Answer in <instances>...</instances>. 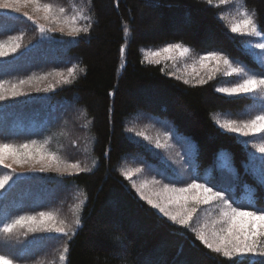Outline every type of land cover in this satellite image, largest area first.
I'll return each mask as SVG.
<instances>
[{"label": "trees", "instance_id": "trees-1", "mask_svg": "<svg viewBox=\"0 0 264 264\" xmlns=\"http://www.w3.org/2000/svg\"><path fill=\"white\" fill-rule=\"evenodd\" d=\"M41 3L63 7L66 14L78 7L90 17L87 21L77 19L78 24L90 23L91 27L88 33L77 37L56 31L41 35L24 11L0 9V42L10 36H22V43L27 46L23 54L0 58V80L8 82L5 87L33 75L65 74L71 65L75 69L69 84L0 102V143L19 146L36 141L37 146L44 148L51 138L47 144L60 145L65 162H79L88 171L68 177L32 170L21 178L15 174L16 183L10 181L11 187L6 185L0 190V227L18 215L47 210L37 203L35 191H48L64 178L78 190L81 226H72L76 234L64 237L68 251L64 252L63 264H258V258H227L208 250L190 229L174 225L139 199L121 175L119 165L127 154L145 152L127 134L126 119L130 115L138 112L166 119L176 133L194 144L192 161L198 171L209 170L211 181L219 184L214 180L215 165L225 155L229 169L219 172L237 177L236 185L231 187L235 203L245 202L242 195L251 190L254 207L263 208L264 189L252 174V147L246 143H254L259 136L239 138L224 132L214 117L228 114L236 119L250 99L218 94L215 88L223 84L219 79L203 85L185 84L162 71L161 64L145 62L140 48L182 43L195 55L220 50L230 59L260 68L244 47L253 37L230 33L227 22L219 16H227L229 7L246 8L250 14L256 13L258 24L264 27V0H236L226 5L219 0H213L212 5L207 0H84L82 6L76 0ZM183 18L191 20L187 28H182ZM55 79L48 77L49 82ZM46 84L42 82V86ZM77 108L87 120L85 128L83 119L75 115ZM60 128L64 132L60 141L54 142V134ZM84 133L89 141L88 155L75 147ZM11 172L0 165V176ZM57 195L61 198L65 190ZM20 233L0 232V254L14 262L27 254L18 255L14 249L15 243L27 237ZM116 249L120 251L117 253Z\"/></svg>", "mask_w": 264, "mask_h": 264}, {"label": "snow or ice", "instance_id": "snow-or-ice-1", "mask_svg": "<svg viewBox=\"0 0 264 264\" xmlns=\"http://www.w3.org/2000/svg\"><path fill=\"white\" fill-rule=\"evenodd\" d=\"M24 5H31L34 15L27 12L24 15L39 30L41 35L47 32L60 31L65 32L69 37H77L81 33H88L91 24L80 25L77 22V15L71 17L66 15V9L63 7L56 8L51 3H41V0H23ZM209 5L213 0H207ZM230 3V0H220L221 5ZM20 0H0V9H10L15 12L20 11ZM82 20H90L83 12L78 14ZM219 19L227 21V28L232 34L239 37H260L261 42L249 45L251 55H257L252 49L264 51V27L258 24L256 13L250 14L248 10L240 9L237 14L231 18L220 15ZM44 21V23H41ZM22 36H10L6 41L0 42V58L9 57L18 52L27 51V46L22 43ZM121 53L124 48L120 49ZM190 49L182 43H169L162 49L152 53L156 59H150V63L160 64L161 57L163 60L174 59L176 55L187 57ZM199 65L206 75V79L197 73L195 83L197 85L206 84L209 80L215 79L218 75L231 77L233 80L227 82V86L215 88L218 94H223L225 98H237L240 96H251L258 100L261 108L258 114L247 120L235 119H216L215 124L220 130L227 133L238 134L241 137H249L253 134H264V64L259 71L248 67L244 62L235 58H229L220 50H208L204 55H200L193 62V69ZM163 71V69H162ZM75 69H69L67 76L63 72L48 73L47 75H33L26 79H21L16 83L5 85L7 81L0 80V102L15 100L16 98L26 96L30 92H49L55 89L57 84L71 83V77L74 76ZM54 76L55 82H49L48 77ZM179 79V77H177ZM42 82H47L42 86ZM185 84H189V79H184ZM114 95V93H109ZM128 133H134L136 137H142L146 141H152L143 131H135L132 128L126 129ZM173 138V134L165 133V143H161L157 138L154 141L155 149H164L167 141ZM177 143L184 145L183 138H177ZM260 153H264V142L253 145ZM192 145H187V151L192 152ZM108 153L106 152L105 155ZM159 155V153H156ZM259 159V165L255 161ZM253 171L256 173L264 185V156L256 157L250 154ZM0 165L4 168L12 169V172L0 176V190L5 189L6 185L12 181L15 175L13 165H28L30 170L46 172H70L79 174L88 171L82 168L79 162L67 163L61 160L54 153L43 151V146H37L36 141L30 144L19 146L0 143ZM39 166V167H37ZM140 168L134 170L122 171L121 175L125 179L132 180L134 173L140 172ZM195 171V169H193ZM162 174V173H158ZM181 177L176 174L168 184H163L159 190L149 191L148 182L141 183L139 186L133 182L132 187L139 194L140 198L146 201L152 208L157 209L163 217H166L174 225L190 229L195 239L203 244L213 253L221 254L223 257L233 258L237 256L251 255L260 257L258 264H264V209L250 210L235 205L231 194V189L223 185L213 184L209 186L208 182H198V177L193 176L190 183H184L183 186L177 187L181 183ZM152 183L159 184V181L153 180ZM11 187V185H9ZM219 205L218 215L209 223L205 222L198 228L193 226L194 217H196L201 206ZM235 205V206H234ZM76 229L81 226V220L75 221ZM21 229H26L25 235L41 231H55L64 237L76 234L72 225L65 221H56L54 215L50 212H40L38 216L18 215L10 222L3 223L0 232L12 235ZM70 238V237H69ZM65 253L68 249L65 247ZM116 249L115 252H119ZM115 254V253H114ZM63 259V257H61ZM0 264H14L13 259L7 255L0 254Z\"/></svg>", "mask_w": 264, "mask_h": 264}, {"label": "rangeland", "instance_id": "rangeland-1", "mask_svg": "<svg viewBox=\"0 0 264 264\" xmlns=\"http://www.w3.org/2000/svg\"><path fill=\"white\" fill-rule=\"evenodd\" d=\"M77 3L82 6V2L84 0H76ZM220 1V0H219ZM236 0H230V3H234ZM73 2V1H71ZM20 11L21 13L27 12L29 15H34L33 9L31 5H24L23 0H20ZM242 9L241 7H229L227 11V17L231 18L237 14V12ZM14 11V10H10ZM24 11V12H23ZM82 11H79L78 7L71 10L69 14H66L67 16L71 17L72 15H77V19H80V16L78 15ZM12 16H19L16 13H10ZM145 15L151 16L150 12H146ZM44 22V21H43ZM151 22L153 20L151 19ZM227 22V21H226ZM174 23V22H173ZM182 28L188 27L191 25V20H187L183 18V21L181 20ZM180 30V27H179ZM61 33L60 31H56ZM62 34L67 35V27L65 28V32ZM261 42L260 37H254L253 41L249 39V41L245 44V48L249 51V45ZM167 44H163L158 47L153 46H143L140 48L142 58L145 62H149L150 59H156V57H153L151 54L158 51L159 49H162ZM252 52H255L257 55L252 56V58L257 61L260 65V68H255L254 70L259 71L261 69L262 64H264V51L259 49H252ZM15 55V54H14ZM204 54H198L195 55L191 51L187 57H180L179 55H176L174 59H168L163 60L161 57V65L163 70L177 78L179 77L180 80L189 79L191 82L190 84L195 83V80L197 78V73L200 74V76H203L205 79L207 78L205 75V72L203 69H200L199 65L197 64L195 66V70L193 69V62L200 56ZM12 56V55H10ZM74 66L71 65L69 69H73ZM68 69V70H69ZM67 72L65 75L67 76ZM223 82L224 84H220L219 86H227V82L233 80L231 77H223V76H217L215 79ZM152 92V91H151ZM154 94V92H152ZM156 95V94H155ZM241 97V96H240ZM248 97L250 99V103L243 109L241 112H238L236 114L235 120H247L250 118H253L258 112L260 111L261 105L258 100H254L251 96H243ZM146 98L149 100H152L150 96L146 95ZM154 100V99H153ZM161 101V100H160ZM155 103H158V101L154 100ZM75 115L78 118L83 119L82 126L85 128L87 126V120L84 119V115L80 109H75ZM215 120L220 119H231L228 114L224 116L216 115L214 116ZM126 121L127 129L132 128L135 131H143L147 136L152 138V141H146L142 137H136L134 133H128V136L133 139L134 141L140 143L142 147L144 148L145 152L142 155H132L127 154L122 157L120 160L121 165H119L120 172L126 171V170H134L136 168H140V172H136L133 175L132 180H128L129 186L131 189L135 192L136 196L140 198L139 194L135 191V189L132 187L133 182L139 186L141 183L148 182V189L149 191L159 190L163 184H168L172 177L176 174H179L181 177V183H177L176 186L180 187L183 186L184 183H190L193 176L198 177V182L205 183L208 182L209 186L213 185L214 183L211 181L210 177L212 176L209 170H204L203 173L197 170V168L194 166L193 163V154H194V144L191 140H189L187 137L182 136L175 132L174 128L172 127L171 123L166 119H158L154 116H148L143 115L138 112L130 115ZM64 130V129H63ZM61 128L58 129L54 134V142H58L61 139L62 134ZM165 133L173 134V138L167 141V145L164 149H155L154 141L158 138L161 143H165ZM239 138H246L241 137L238 134H236ZM257 135L259 136L254 143L246 142L248 145L252 147V150H250V154H254L256 157L264 156V153H260L256 147L253 145L259 144L261 142H264V134H253L251 136ZM183 138L184 145L182 146L180 143H177V138ZM80 143H78L75 147L77 150L82 153L83 155H88V139L85 138V133L80 135ZM51 139V138H50ZM48 141L45 143V147L43 148V151L48 153H54L58 157L61 158V160L64 161L62 151L63 149H60V145L51 146L47 144ZM87 139V140H86ZM47 144V145H46ZM192 145V152L187 151V145ZM58 147V148H57ZM56 148V149H54ZM64 151V150H63ZM156 153H159V155H156ZM192 154V155H191ZM222 155V154H221ZM67 163H74V162H67ZM260 161L257 159L255 161L256 165H259ZM216 172H215V182H219L217 185H221L222 180H224V183L226 187H234L236 185L237 177L230 176L227 177L225 173L219 172L221 169L228 170V163L225 159V155L221 156L220 160L216 163ZM39 167V166H37ZM252 168V174L256 177V180L259 182V184L264 189V185H262L258 175L254 173L252 165H250ZM13 168L15 169V174L17 177L21 178L23 177V173L26 171H31L30 167L28 165H13ZM227 168V169H225ZM195 169V171H193ZM220 169V170H219ZM34 172V171H32ZM46 172H52L59 176H65L68 177L70 172H56V171H46ZM200 172V173H199ZM162 173V174H158ZM47 174V173H46ZM222 178V179H221ZM15 179V178H13ZM64 178H60L58 182L53 183L52 189L46 190V188H38L37 191H35L34 196H37V203L42 205L43 207H46L47 210L42 212H50L54 215L56 218V221L63 220L66 224L72 225L75 227L74 221L78 218V210L77 205L79 202V194L78 190H76L74 187L70 186L72 184L66 183ZM156 180L159 181V184H153L152 181ZM65 190V195L60 198V196L57 195V192ZM40 194V196L38 195ZM233 198L235 197L234 192H231ZM242 198L245 199V202L243 203H235V205H239L243 208H247L250 210H260L263 208H256L253 204V196H251V190H249L248 193H244L242 195ZM36 200V198H33V201ZM143 200V199H141ZM144 201V200H143ZM146 202V201H144ZM234 205V206H235ZM154 209V208H153ZM158 212L157 209H154ZM219 205H211V206H201V208L198 210V213L196 217H194L193 226L199 227L201 224L208 222L209 227H211V221L216 218L218 215ZM159 213V212H158ZM39 214V213H38ZM38 214H35L33 216H38ZM160 214V213H159ZM31 215V214H30ZM163 216L162 214H160ZM166 218V217H165ZM14 219V218H12ZM11 219V220H12ZM69 219V222L67 220ZM21 237H24L21 242L15 243L14 249L15 251H18V255L23 254L24 252L27 253L24 257L17 259V262H14V264H63L64 258V249L66 247L65 238L62 234L56 233L53 231H41V232H35V233H28L25 235L26 229L20 230ZM20 233V234H21ZM21 243L23 245L21 246ZM31 243V244H30ZM30 244V245H28ZM11 247V246H10ZM240 257H248L250 259L258 258L261 260L260 257L251 256V255H244Z\"/></svg>", "mask_w": 264, "mask_h": 264}]
</instances>
